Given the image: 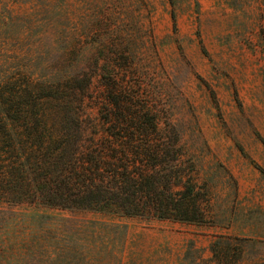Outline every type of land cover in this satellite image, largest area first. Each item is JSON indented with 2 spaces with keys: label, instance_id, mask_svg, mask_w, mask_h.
<instances>
[{
  "label": "rangeland",
  "instance_id": "1",
  "mask_svg": "<svg viewBox=\"0 0 264 264\" xmlns=\"http://www.w3.org/2000/svg\"><path fill=\"white\" fill-rule=\"evenodd\" d=\"M81 70L153 84L198 151L216 226L125 216L121 232L88 221L107 216L6 207L0 264H194L190 247L209 264L215 234L251 240L236 264H264V0H0V87L27 86L14 107L48 109L39 87ZM35 209L52 216L19 214ZM24 237L28 251L13 243Z\"/></svg>",
  "mask_w": 264,
  "mask_h": 264
},
{
  "label": "trees",
  "instance_id": "2",
  "mask_svg": "<svg viewBox=\"0 0 264 264\" xmlns=\"http://www.w3.org/2000/svg\"><path fill=\"white\" fill-rule=\"evenodd\" d=\"M81 71L82 81L73 76L41 85L49 108L34 115L12 105L17 99L19 105L27 86L0 87V211L43 207L92 213L112 222L89 223L121 232L125 225L114 218L125 216L216 226L198 151L157 105L153 84L119 78L116 72L93 83ZM89 109H95L94 117ZM35 210L19 214L34 225L52 216ZM24 238L12 242L28 251L31 242ZM249 241L215 234L209 264L222 258L239 263ZM197 251L190 247L184 257L198 264Z\"/></svg>",
  "mask_w": 264,
  "mask_h": 264
}]
</instances>
